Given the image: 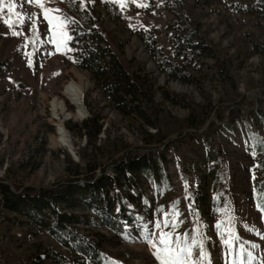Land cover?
I'll return each instance as SVG.
<instances>
[{
  "label": "rangeland",
  "instance_id": "obj_1",
  "mask_svg": "<svg viewBox=\"0 0 264 264\" xmlns=\"http://www.w3.org/2000/svg\"><path fill=\"white\" fill-rule=\"evenodd\" d=\"M163 1L181 3L41 0V8L29 0H3L4 4L15 3L16 8L0 11V62L8 60L13 67L11 75L4 72L0 76V177L22 185L45 186L66 176L64 151L83 169L86 161L98 163L95 172H99L125 153L159 147L169 187L157 194L146 186L151 208L143 233L115 246L105 244L101 264H159L145 237L160 246L162 232L172 233L174 243L176 237L187 244L200 242L207 253L203 264H264V212L255 186L262 181L264 171L260 166L264 157V113L260 111L264 109V54L254 48L255 41L264 43V13L260 20L243 13L236 8L241 7V0H184L207 38L232 57L229 73L233 82L223 84L208 75L200 87L161 71L136 34V30L154 33L167 50L165 31L173 14L164 8ZM86 2L101 26L121 41V48H114L120 51L123 62L152 77L157 106L151 113L156 126L116 110L91 76L72 64L67 42L57 50L54 35L63 31L69 36L64 11L70 9L84 21L81 9ZM141 3L148 7H139ZM262 7L264 10V3ZM45 8L49 16L59 20L49 24ZM71 81L84 87L81 117L64 94ZM162 87L189 95L198 104L205 103V94L209 95L213 108L204 127H188L189 109L164 100ZM84 99L103 117L101 132L91 142L84 130H78L90 116ZM54 100L63 102L64 112L53 109ZM60 126L71 148L59 141ZM145 139L155 140L148 144ZM14 216L5 210L0 213V264H55L43 252L46 246L62 250L69 264H88L74 260L45 232L14 222ZM164 220L170 222L167 227ZM157 222L160 228L155 227ZM173 223L177 227L173 228ZM94 231L111 235L105 229ZM225 239L232 240L231 248L224 244ZM199 251L194 245L190 261L199 260Z\"/></svg>",
  "mask_w": 264,
  "mask_h": 264
},
{
  "label": "trees",
  "instance_id": "obj_2",
  "mask_svg": "<svg viewBox=\"0 0 264 264\" xmlns=\"http://www.w3.org/2000/svg\"><path fill=\"white\" fill-rule=\"evenodd\" d=\"M177 1L181 3L162 2L173 14V21L165 31L169 42L166 51L154 33L136 30L151 58L168 76L200 87L208 75L223 84L233 82L229 73L232 57L226 56L223 49L207 38L206 30L191 14L188 3ZM241 2V7L237 5L236 8L243 13L258 19L264 13V0ZM64 12L71 37L67 43L72 64L91 76L96 88L121 114L137 115L156 126L151 113L157 106L152 77L142 73L139 67L123 62L120 51L114 48L115 45L120 49L121 41L101 26L87 2L81 9L84 21L75 17L70 9ZM254 48L264 54L263 42L255 41ZM12 68L8 60L1 61L0 76L4 72L11 75ZM13 80L15 82L14 77ZM161 94L164 100L189 109L188 127H204L213 108L209 95L205 94V103L198 104L189 95L168 87H162ZM84 103L90 116L82 121L78 130H84L91 142V138L95 139L101 132L103 117L86 99ZM260 111L264 113V109ZM145 140L151 144L155 139ZM257 147L259 150V144ZM64 160L66 176L49 185H22L0 177V213L3 210L14 213V222L28 224L34 232H45L74 260L104 263L102 248L105 244L115 246L143 233L144 221L151 208L146 186L157 194L169 187L165 157L159 147H149L138 153H125L99 172H95L100 166L98 163L86 161L83 169L81 163L73 160L66 151ZM260 166L264 168V157L260 159ZM261 176L262 181L255 185L259 207L264 199V171ZM95 229H105L111 235L106 236ZM43 252L55 264H69L62 250L46 246Z\"/></svg>",
  "mask_w": 264,
  "mask_h": 264
},
{
  "label": "snow or ice",
  "instance_id": "obj_3",
  "mask_svg": "<svg viewBox=\"0 0 264 264\" xmlns=\"http://www.w3.org/2000/svg\"><path fill=\"white\" fill-rule=\"evenodd\" d=\"M31 3H35L38 7L44 8V4L41 2V0H29ZM123 6V5H122ZM139 7H148L147 4L141 3L138 5ZM7 8L9 12H13L14 9L16 8L15 3H8L4 4L3 0H0V11H3L4 8ZM45 19L48 20L49 24L53 23V20H59V17H51L49 16V10L45 8ZM55 11H59V9H56ZM16 15H19V13H15ZM8 23V21H5ZM23 21L21 20V23ZM63 21H60L59 27L63 28ZM11 26V25H10ZM54 27H57V25H53ZM14 35L18 33H13ZM57 35L60 37L58 40L56 37ZM67 40H71V37L67 35L66 32H59L58 34L54 35L53 42L56 43L57 45V50H59L61 44H64L66 46ZM261 211L264 212V199L261 201ZM168 220H164L163 224L165 227L169 225ZM156 228L161 227V223L157 222L155 225ZM172 227L175 228L177 227L176 224H172ZM217 227H221V225H217ZM145 239H148L151 247L154 249V256L156 259L159 261V264H203V262L207 259V253L203 249V245L196 241L193 240L192 244H187L183 243L180 237H176L175 243L172 240V233H161L160 238H159V245L158 246L156 243L151 242V238L146 236ZM186 239V237H185ZM234 240H239L238 236H233ZM183 243V246L181 244ZM224 244L231 248L232 240L230 239H225ZM198 246L200 251H199V260L198 261H190V258L192 257V249L193 246ZM253 247H256V245H253ZM248 259L251 261L253 259L251 253H248ZM210 264V261H209Z\"/></svg>",
  "mask_w": 264,
  "mask_h": 264
},
{
  "label": "bare ground",
  "instance_id": "obj_4",
  "mask_svg": "<svg viewBox=\"0 0 264 264\" xmlns=\"http://www.w3.org/2000/svg\"><path fill=\"white\" fill-rule=\"evenodd\" d=\"M83 92H84V87L82 84H77L71 81L65 85L64 94L70 100V102L75 106L76 108L75 114L79 117H81L84 112ZM52 104H53V109L55 111L64 112L65 108L62 101L54 100ZM58 130H59L58 134L60 135L59 141L67 148H71L68 139L65 137L66 135H64L65 132L63 131V128L60 126Z\"/></svg>",
  "mask_w": 264,
  "mask_h": 264
}]
</instances>
